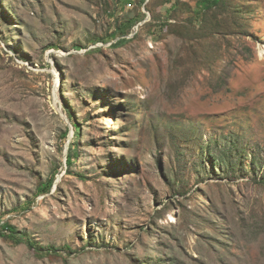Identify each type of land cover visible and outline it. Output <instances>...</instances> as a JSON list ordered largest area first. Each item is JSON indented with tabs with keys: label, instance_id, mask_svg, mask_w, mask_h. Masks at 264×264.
<instances>
[{
	"label": "rangeland",
	"instance_id": "374dc122",
	"mask_svg": "<svg viewBox=\"0 0 264 264\" xmlns=\"http://www.w3.org/2000/svg\"><path fill=\"white\" fill-rule=\"evenodd\" d=\"M162 1L0 0V264H264V0Z\"/></svg>",
	"mask_w": 264,
	"mask_h": 264
},
{
	"label": "trees",
	"instance_id": "16d2710c",
	"mask_svg": "<svg viewBox=\"0 0 264 264\" xmlns=\"http://www.w3.org/2000/svg\"><path fill=\"white\" fill-rule=\"evenodd\" d=\"M145 0H141V3H143ZM149 1H154V0H149ZM147 1V3L149 2ZM162 0H160L161 2ZM163 3H167V2H171L170 0H163ZM198 3V13L199 15H203L204 11L214 8L217 5L221 4L222 0H197L196 1ZM143 16V15H142ZM157 16L159 17V14H157ZM166 19V16H164ZM164 19V20H165ZM138 18H129L127 19V21H122L121 23H119L114 32L111 33L108 37H101V38H96L94 39V43H109L117 38H119L117 41H115L114 43H112V47H117V46H124L126 43L130 42L132 39H129L127 36L129 35V31L131 30V28L133 26H135L138 23ZM166 22V21H164ZM162 25V24H160ZM136 36V35H135ZM53 47V46H52ZM51 48V47H50ZM68 117L70 119V122L73 126V129L75 131V136H78V132H79V126L76 123V121L74 120V118L71 116V114H68ZM68 134H69V129L67 128L60 136V140L62 142V146L63 144L66 143L67 138H68ZM233 147V149H237V147L235 146V143L231 145ZM63 148V147H61ZM77 149L75 146V142L70 143L69 147H68V152H67V156H66V164L67 166H71L73 164V160L75 158H77ZM243 164V163H241ZM57 174V173H56ZM55 172L52 174V176L45 182V183H41L38 186V190L41 193H46L50 191V188L55 180ZM264 179V175H260L259 178L255 177L254 180L255 181H259L262 182ZM263 183V182H262ZM0 237L2 238H6L11 240L14 243H22L23 241L26 242V244L33 249L36 250H43L42 247L38 246L37 243L34 242V240H32L31 238L27 237L26 238V234L23 232H20L17 230V228L15 227V225H12L9 222H2V218L0 217ZM62 250L68 251L70 250V246L69 245H64L63 247H61ZM44 250L48 251V252H58L60 249L56 248L55 246L51 245V246H47L46 248H44Z\"/></svg>",
	"mask_w": 264,
	"mask_h": 264
},
{
	"label": "water",
	"instance_id": "95a60500",
	"mask_svg": "<svg viewBox=\"0 0 264 264\" xmlns=\"http://www.w3.org/2000/svg\"><path fill=\"white\" fill-rule=\"evenodd\" d=\"M71 137H72V133L68 135L67 144L65 145V159H66V155H67V152H68V147H69V144H70V141H71V139H70Z\"/></svg>",
	"mask_w": 264,
	"mask_h": 264
}]
</instances>
